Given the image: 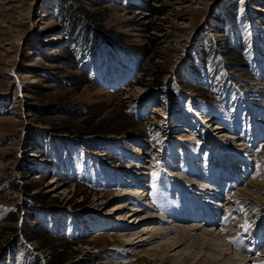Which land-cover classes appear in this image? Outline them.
<instances>
[{
	"label": "rangeland",
	"instance_id": "374dc122",
	"mask_svg": "<svg viewBox=\"0 0 264 264\" xmlns=\"http://www.w3.org/2000/svg\"><path fill=\"white\" fill-rule=\"evenodd\" d=\"M247 181L264 183V0H0V264H171L123 250L116 193L144 184L150 212L187 220L209 186V228L226 214L257 257L264 197L220 205Z\"/></svg>",
	"mask_w": 264,
	"mask_h": 264
},
{
	"label": "bare ground",
	"instance_id": "6f19581e",
	"mask_svg": "<svg viewBox=\"0 0 264 264\" xmlns=\"http://www.w3.org/2000/svg\"><path fill=\"white\" fill-rule=\"evenodd\" d=\"M150 162L151 160L144 166V169L149 170L152 168ZM143 172L138 169L132 171L131 174H135L136 177L133 180L135 185L141 183L142 180H139V177ZM147 186V184H144L141 188L129 186L122 192L116 193L123 200L116 203L113 209L118 210L130 206L127 212L119 213L116 216L120 225L125 227L119 232V236L124 239L122 241L123 250L129 253H141L162 262L170 261L171 264H264V249L260 250L257 257H253L250 249L246 255L243 253L248 248L242 241L240 244L235 243L232 234L236 230L232 227L235 228L236 224L231 219L229 220L228 216L226 218V214L220 217V220L223 218L221 226L217 228L210 226L211 228H209L211 223H217L215 212L218 210L217 205H213L205 197L206 195L209 197L212 193L209 186L203 185L210 191L208 193L204 192L205 195L200 196L202 199H199L203 214L201 220H187L190 216L185 217L174 211L170 212L172 217L158 212H150L149 205L151 203L147 201L148 193L144 188ZM237 193L234 196H229L232 197L230 199L225 198V201L220 205L227 206L228 211L236 208L238 201L241 202L240 204H246L250 207L257 206L258 201H260L259 198L264 197V183L247 181L246 186ZM133 198L138 201V205L127 203L128 200ZM151 206L152 209L154 205L151 204ZM189 212L195 213L196 210L191 206L186 207L184 213ZM192 215L193 218L198 213L195 216ZM138 223L142 224L135 227ZM217 229L219 230L216 231ZM259 243L256 242L252 249H256Z\"/></svg>",
	"mask_w": 264,
	"mask_h": 264
},
{
	"label": "snow or ice",
	"instance_id": "6c2138e0",
	"mask_svg": "<svg viewBox=\"0 0 264 264\" xmlns=\"http://www.w3.org/2000/svg\"><path fill=\"white\" fill-rule=\"evenodd\" d=\"M242 227H245V230L247 231V229H248V226H247V225H244V226H242Z\"/></svg>",
	"mask_w": 264,
	"mask_h": 264
}]
</instances>
